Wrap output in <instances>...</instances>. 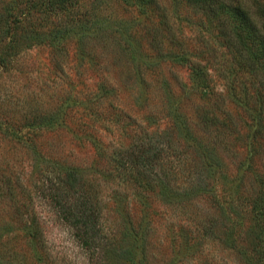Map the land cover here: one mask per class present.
Wrapping results in <instances>:
<instances>
[{
    "label": "rangeland",
    "instance_id": "obj_1",
    "mask_svg": "<svg viewBox=\"0 0 264 264\" xmlns=\"http://www.w3.org/2000/svg\"><path fill=\"white\" fill-rule=\"evenodd\" d=\"M74 1L69 13L63 6L35 9L15 39L11 20L26 0H0V19L8 21L0 23V264H104L83 246L66 207L96 211L107 239L116 236L120 251L129 248L126 231L131 218L136 226L142 217L143 193L130 178L136 165L125 149L156 136L172 147L164 156L168 168L187 170L199 159L189 142L203 138L201 117L213 108L195 88L193 66L208 69L214 95L231 85L243 94L250 88L218 23L194 3ZM230 105L239 113V101ZM229 158L221 152L226 165L218 175L235 173ZM125 176L131 182L117 188ZM157 203L146 220L153 222L149 264H247L239 249L252 252L246 228L237 245L224 248L199 230L196 207L162 217ZM171 224L176 233L167 230Z\"/></svg>",
    "mask_w": 264,
    "mask_h": 264
},
{
    "label": "trees",
    "instance_id": "obj_2",
    "mask_svg": "<svg viewBox=\"0 0 264 264\" xmlns=\"http://www.w3.org/2000/svg\"><path fill=\"white\" fill-rule=\"evenodd\" d=\"M67 1L26 0L25 11L22 14L16 13L11 20L15 39L18 37L16 30L19 27L22 31L26 30L25 23L29 15H33L32 11L38 9L34 12L54 13L59 6H63L62 12L69 13L72 12L75 1ZM144 1L151 4L156 0ZM185 2L196 4L207 14L209 22L218 23V36L221 40L224 39L234 60L232 64L248 74L250 88L243 94L240 91L237 93L231 85L223 93L214 95V84L208 69L195 63L197 66L194 65L193 70L198 80L195 88L199 87L213 107L204 111L201 117V129L205 130L203 138L191 139L189 142L199 159L187 170L178 167L176 172L172 171L164 162V156L172 152V147L164 141L155 140L156 136L139 137L125 149L127 159L136 165V173L130 175V178L143 193L140 197L142 217L136 226L130 217V225L126 231V244L129 248L120 251L121 239L116 236L112 240L107 239L98 224L99 214L96 211L64 208L63 214L74 225L83 246L91 250L93 257L105 261L104 264L109 259L112 264H149L146 261L149 240L147 231L153 222L146 220L150 214L158 212L155 200L158 201V206H163L162 211L160 210L162 217L175 209H181L182 213L189 215L190 206L196 207L201 216L197 221L204 229L199 226V230L203 231L204 236L218 240L224 248L235 243L237 245L238 237L246 228V233L250 236L245 239L246 244L253 248L250 254L246 247L239 248L245 255L242 258L247 264H264V0ZM162 11L165 14V9ZM2 22L8 24L7 20L0 19V23ZM6 30L9 32V28ZM170 37L175 44H181ZM1 41L2 36L0 43ZM234 66L229 68V72ZM232 98L239 101V113L232 112ZM218 111L223 113L218 114ZM159 137L161 136L157 135ZM221 152L229 155L235 173L226 170L224 174L218 175L219 170L224 171L223 167L226 165L218 160ZM122 162V166H125L126 161ZM122 174L124 175L119 171L117 176ZM130 178L125 176V179H118L117 188L124 183L128 185ZM70 185L74 186L73 183ZM115 191L118 192V189ZM173 214L174 212L168 215V222ZM194 219L196 217L191 218L192 224ZM248 221L251 225L247 224ZM143 222L146 223L143 225ZM182 228L185 231H180L179 235L189 242L190 231ZM167 230L176 233L174 224L169 225ZM109 250L111 256L106 254Z\"/></svg>",
    "mask_w": 264,
    "mask_h": 264
}]
</instances>
